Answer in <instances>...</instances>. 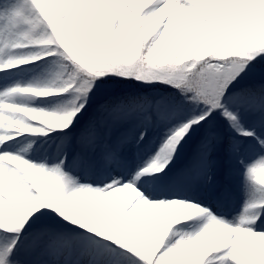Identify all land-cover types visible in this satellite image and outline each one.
<instances>
[{
	"label": "snow or ice",
	"instance_id": "6c2138e0",
	"mask_svg": "<svg viewBox=\"0 0 264 264\" xmlns=\"http://www.w3.org/2000/svg\"><path fill=\"white\" fill-rule=\"evenodd\" d=\"M0 264H264V0H0Z\"/></svg>",
	"mask_w": 264,
	"mask_h": 264
},
{
	"label": "rangeland",
	"instance_id": "374dc122",
	"mask_svg": "<svg viewBox=\"0 0 264 264\" xmlns=\"http://www.w3.org/2000/svg\"><path fill=\"white\" fill-rule=\"evenodd\" d=\"M124 194H121V196H123Z\"/></svg>",
	"mask_w": 264,
	"mask_h": 264
}]
</instances>
